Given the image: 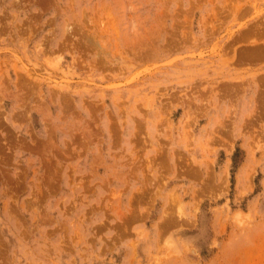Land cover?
I'll use <instances>...</instances> for the list:
<instances>
[{"label": "rangeland", "instance_id": "374dc122", "mask_svg": "<svg viewBox=\"0 0 264 264\" xmlns=\"http://www.w3.org/2000/svg\"><path fill=\"white\" fill-rule=\"evenodd\" d=\"M0 264H264V0H0Z\"/></svg>", "mask_w": 264, "mask_h": 264}]
</instances>
